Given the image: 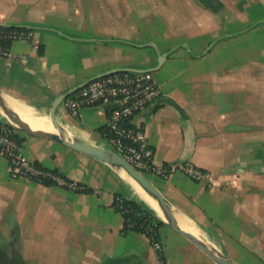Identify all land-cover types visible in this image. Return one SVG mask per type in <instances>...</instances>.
<instances>
[{"label": "crops", "instance_id": "obj_1", "mask_svg": "<svg viewBox=\"0 0 264 264\" xmlns=\"http://www.w3.org/2000/svg\"><path fill=\"white\" fill-rule=\"evenodd\" d=\"M212 5L0 0L1 25L32 30L0 56V91L49 116L58 97L91 78L154 69L160 97L130 123L145 135L155 166L190 163L209 170L212 185L181 172L149 180L231 264H264V0ZM63 102L55 118L67 138L107 147L99 131L106 106H80L73 116ZM18 138L30 160L79 188L11 179L0 155V261L215 264L166 223L160 228L174 233L166 232L167 243L159 235L160 258L143 233L123 232L115 196L142 203L116 168L53 140L22 131Z\"/></svg>", "mask_w": 264, "mask_h": 264}, {"label": "built area", "instance_id": "obj_2", "mask_svg": "<svg viewBox=\"0 0 264 264\" xmlns=\"http://www.w3.org/2000/svg\"><path fill=\"white\" fill-rule=\"evenodd\" d=\"M32 37V30L12 29L0 25V56L10 55V44L16 40ZM160 97V89L152 72L118 71L94 79L79 89L73 96L64 99L67 111L76 116L80 106L100 104L108 112L106 127L107 145L121 155L127 163L140 173H150L167 178L175 172H181L190 180L211 187L212 174L190 163H171L155 166L152 162L153 151L149 147L143 132L130 123V119L145 107L152 106ZM18 131L6 121L0 120V155L7 160V170L11 179L34 180L40 184H54L69 189H78L75 182L41 168L30 160L23 151ZM125 198L116 195L114 205L119 212L130 213L124 206ZM132 224H130L131 226ZM149 242L160 258L163 245L152 231ZM161 262V260L159 261ZM162 264V263H161Z\"/></svg>", "mask_w": 264, "mask_h": 264}, {"label": "water", "instance_id": "obj_3", "mask_svg": "<svg viewBox=\"0 0 264 264\" xmlns=\"http://www.w3.org/2000/svg\"><path fill=\"white\" fill-rule=\"evenodd\" d=\"M212 4H216V0H211ZM1 25V24H0ZM9 26V25H7ZM10 27V26H9ZM162 57L158 58V64H161ZM120 69L110 70L106 73L98 75L97 77L91 78L81 85L75 87L71 91H68L64 95L58 97L49 113V122L53 127L54 131H44L41 129H33L28 126L25 122H23L12 110L9 109L5 98L3 97L0 91V113L4 117V121L9 123L11 126L16 128L19 131L27 133L29 135L46 138L49 140H53L58 142L64 146H67L75 151L83 153L87 156H90L100 162H103L111 167L116 168L117 170L122 169L125 173L133 179L149 196L155 199L163 213L164 218H159L161 221L166 223L171 229H173L176 233L184 237L190 243H192L195 247H197L201 252L207 255L215 264H231L227 255L220 251L217 247L210 243H206L204 239L194 235L193 233L183 229L177 220V214L169 204L168 200L163 196V194L155 187V185L146 178L142 173L137 171L134 167H132L129 163L125 161V159L115 152L111 147H101L98 145L86 143L77 139H69L67 138L61 129V125L57 122L55 118V112L58 105L71 94H73L78 89L84 87L90 81L103 77L105 75L118 72ZM128 71H136V72H148L154 71V69L148 70H137L130 69Z\"/></svg>", "mask_w": 264, "mask_h": 264}, {"label": "bare ground", "instance_id": "obj_4", "mask_svg": "<svg viewBox=\"0 0 264 264\" xmlns=\"http://www.w3.org/2000/svg\"><path fill=\"white\" fill-rule=\"evenodd\" d=\"M7 106L10 110H12L23 122H25L28 126L33 129H41L44 131H54L53 127L49 122V117L46 114L36 112L33 109L25 107L24 105L18 103L16 100L12 98H5ZM1 111V110H0ZM66 131V130H65ZM62 130L63 134L68 137L67 133ZM120 174L130 183L134 189L135 196L138 200L148 209L152 210L155 215L160 218H164L163 213L155 199L149 196L133 179H131L124 170H118ZM177 220L179 225L193 233L194 235L201 237L195 228L188 223L182 215H177ZM204 239L203 237H201ZM206 243H209L206 239H204Z\"/></svg>", "mask_w": 264, "mask_h": 264}, {"label": "trees", "instance_id": "obj_5", "mask_svg": "<svg viewBox=\"0 0 264 264\" xmlns=\"http://www.w3.org/2000/svg\"><path fill=\"white\" fill-rule=\"evenodd\" d=\"M203 6L206 8H211V9H216L211 4V0H198ZM12 29L16 30H26L29 29L27 27L23 26H10ZM79 90L75 91L73 94H71L69 97L75 96ZM67 97V98H69ZM107 112V111H106ZM108 112H107V117H108ZM99 131L101 132L102 137L107 136V127L106 125L104 127L99 128ZM20 141V140H19ZM56 173V172H53ZM57 174V173H56ZM49 184V183H47ZM124 206L129 208L131 210L130 213H121L124 222H123V232L127 231H140L146 234L147 237L151 234L153 231L155 234V237L159 238V233L158 230L159 228L164 224L163 221H161L159 218H157L153 211L144 207L142 204L133 201V200H128L125 199L124 201ZM115 209L117 207L114 205ZM130 224H132L130 226ZM106 264H125V259L119 258V259H114L112 261L107 262Z\"/></svg>", "mask_w": 264, "mask_h": 264}, {"label": "rangeland", "instance_id": "obj_6", "mask_svg": "<svg viewBox=\"0 0 264 264\" xmlns=\"http://www.w3.org/2000/svg\"><path fill=\"white\" fill-rule=\"evenodd\" d=\"M143 175L146 177V178H148V179H150V178H152V174H150V173H143ZM169 232V233H174V232H171V231H169V230H163L162 228H160L159 229V235H160V238L162 239V240H164L166 243L168 242V235L166 234V232ZM137 232H140V231H137ZM141 233H143V232H141ZM145 236H146V234L145 233H143ZM147 237V236H146Z\"/></svg>", "mask_w": 264, "mask_h": 264}, {"label": "flooded vegetation", "instance_id": "obj_7", "mask_svg": "<svg viewBox=\"0 0 264 264\" xmlns=\"http://www.w3.org/2000/svg\"><path fill=\"white\" fill-rule=\"evenodd\" d=\"M0 264H10L9 262L0 261Z\"/></svg>", "mask_w": 264, "mask_h": 264}]
</instances>
